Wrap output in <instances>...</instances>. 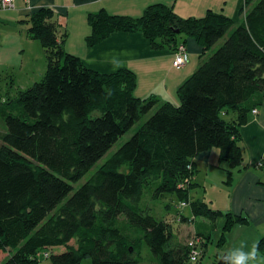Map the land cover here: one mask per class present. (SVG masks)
Masks as SVG:
<instances>
[{
  "label": "trees",
  "instance_id": "16d2710c",
  "mask_svg": "<svg viewBox=\"0 0 264 264\" xmlns=\"http://www.w3.org/2000/svg\"><path fill=\"white\" fill-rule=\"evenodd\" d=\"M238 15L181 17L163 2L139 16L88 15L86 45L116 31L141 32L153 49L198 44L199 62L172 102L137 96L130 68L88 67L63 46L66 30L50 8L31 12L27 34L46 51V70L0 105V264H138L145 245L153 264H191L197 241L176 240L177 219L249 223L191 195L206 151L216 147L228 163V183L246 166L241 128L264 102V0H243ZM168 195L179 200L176 213L165 202L171 212L157 216L148 201ZM210 230L200 224L197 233L208 240ZM256 244L264 254V238ZM214 264H229V255Z\"/></svg>",
  "mask_w": 264,
  "mask_h": 264
},
{
  "label": "crops",
  "instance_id": "0c3cea01",
  "mask_svg": "<svg viewBox=\"0 0 264 264\" xmlns=\"http://www.w3.org/2000/svg\"><path fill=\"white\" fill-rule=\"evenodd\" d=\"M156 2L172 6L174 12L181 17L202 16L206 10L211 9L221 11L236 21L239 17L238 11L243 4V0H14L12 7H0V66H9L12 61L10 56H23L29 47L37 44L36 40L27 34V28L30 26L28 18L33 10L46 7L53 11L55 20L66 30L67 35L63 42L65 49L79 55L88 67L103 73L119 68H130L137 77L135 87L137 96L146 97L156 94L176 102V97L171 99L172 93L191 74L197 63L190 68L193 69L192 71L180 73L178 70L187 66L188 62L179 68L173 67V49H153L142 33L136 31H116L93 45L85 43V37L90 32L88 15L91 12H98L103 8L111 14L139 16L147 5ZM186 46L189 56H199L200 47L192 38H187ZM263 108L264 103L257 107V113H250L247 124L241 128L245 145H248L250 138L252 141L249 146L262 145L259 154L253 157L248 154L250 159L248 164L251 168H255L252 165L256 162L264 161V114H261ZM255 126L260 128L257 129ZM201 158L205 161L208 156L203 153ZM262 167L264 163L260 166ZM242 171H238L240 176L234 179L239 180L237 184L239 188L243 187L244 192H250L247 194V200L244 199L242 202L238 200L234 205L225 208L215 207L238 214L243 213L248 217V224L252 223L256 226V234L251 239L252 247L256 243L255 239L264 233V225L258 224H264V203L262 205L259 203L260 200H264V185H254L250 177ZM261 172L264 175V169ZM236 187L231 191V197L238 194L239 190L236 191ZM247 204H250L251 210ZM262 261L264 254L258 253L255 264H261ZM249 264L254 262L251 261Z\"/></svg>",
  "mask_w": 264,
  "mask_h": 264
},
{
  "label": "rangeland",
  "instance_id": "374dc122",
  "mask_svg": "<svg viewBox=\"0 0 264 264\" xmlns=\"http://www.w3.org/2000/svg\"><path fill=\"white\" fill-rule=\"evenodd\" d=\"M223 40L224 38L220 39L217 44L209 52H207V54L209 55L223 42ZM36 43L37 44L34 47H29L23 56H10L12 61H10L11 63H9V66H0V105L9 97V95L14 96L18 89H25L32 85L35 81L42 79L44 76L46 70V53L44 48L37 41ZM198 58L199 57L197 56H189L187 66H183L177 70L180 73H185L187 70L192 71L193 69L190 68L194 66V63L198 64ZM175 93L176 91L172 93L171 99H175V97L177 98ZM158 97L161 100H166L161 95H158ZM261 114H264V108L262 109ZM146 117H148V115H144L141 120L135 124V126H133L127 133L120 137L109 152H113L116 148H118L122 142H124L134 132L136 126L146 119ZM0 126L4 127L2 120H0ZM255 127H257V129L260 128L259 126ZM251 141L252 138L249 139V143ZM249 143L248 145L243 144L244 164L246 166L241 168L240 171L243 170L242 172L246 173V175L250 177L254 185H264V175L261 172L264 167L260 168V165L262 166L264 161H258L255 163V165H252V167L255 168H251L248 164L250 163L248 154L252 157L259 154L262 149V145L256 147L255 144H252V146H249ZM217 152V148L214 147L212 151L210 150L205 152V155L208 156L207 160L199 161L200 164L202 163L201 168L197 170V178L199 182L194 186H191L193 188H191V195H193L195 198H203V196H205L207 202L211 201L213 206H220L222 208L234 205L238 200H240V202H242L244 199L247 200V194H250V192H244L243 187L239 188V185L237 186L239 180L237 181L234 179H238L240 173L238 170H234L232 175L233 179L230 183H228L226 174L228 163L226 161H220ZM103 160L104 159H101V161ZM90 172L83 176L76 186H79L84 180H86ZM235 187L236 191L239 190V192L236 196L231 197V191L234 190ZM148 202L150 205L154 206V211L157 216L165 217L167 213L171 212H165V202L171 203L172 212L175 214L179 200L175 195H168L155 202ZM259 203L262 205L264 200H260ZM247 207L250 210L252 209V207L250 208V204H247ZM182 211L185 214L190 215L191 211L189 203L182 208ZM225 211L232 212L231 210L227 209ZM242 215L244 214L242 213ZM173 218L174 216L170 215L169 219L172 220ZM233 220H235L233 217L229 218L226 216H220L213 223L208 217L202 215L193 216L191 219L186 218L185 221L177 219V222H175L174 225V227H177L175 229L176 240L188 243V245H192L194 240L197 241L195 244L197 258L196 256H192L190 261L193 263L191 264H214V261L218 255H221L223 252L232 253L235 249H239L242 244L244 245V252H250L252 250L251 239H253L254 235L256 234V226H254L252 223L248 224L246 222L235 223L231 226ZM200 224H202L203 227L211 226L210 237L208 240L204 239L201 234L197 233V228ZM258 224L259 226L264 225L263 223ZM260 238H264V233L257 239L254 238L256 240L255 242H257ZM142 250L143 256L138 264H153L150 258L152 256L148 247L145 245ZM250 262L251 261H248V264Z\"/></svg>",
  "mask_w": 264,
  "mask_h": 264
},
{
  "label": "clouds",
  "instance_id": "9594fccd",
  "mask_svg": "<svg viewBox=\"0 0 264 264\" xmlns=\"http://www.w3.org/2000/svg\"><path fill=\"white\" fill-rule=\"evenodd\" d=\"M243 248L242 244L239 249L229 254V264H248V261H253L255 264L258 258V244L254 243L250 252H244ZM261 264H264V261Z\"/></svg>",
  "mask_w": 264,
  "mask_h": 264
},
{
  "label": "built area",
  "instance_id": "2783aa9c",
  "mask_svg": "<svg viewBox=\"0 0 264 264\" xmlns=\"http://www.w3.org/2000/svg\"><path fill=\"white\" fill-rule=\"evenodd\" d=\"M14 0H0V7L2 8H9L13 6ZM189 59V54L183 44H180L177 48V50L174 52V60L172 65L176 68H179L187 63ZM253 113H256L257 110L254 109L252 111Z\"/></svg>",
  "mask_w": 264,
  "mask_h": 264
}]
</instances>
